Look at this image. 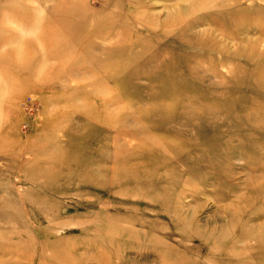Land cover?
<instances>
[{
	"label": "rangeland",
	"instance_id": "1",
	"mask_svg": "<svg viewBox=\"0 0 264 264\" xmlns=\"http://www.w3.org/2000/svg\"><path fill=\"white\" fill-rule=\"evenodd\" d=\"M0 264H264V0H0Z\"/></svg>",
	"mask_w": 264,
	"mask_h": 264
},
{
	"label": "bare ground",
	"instance_id": "2",
	"mask_svg": "<svg viewBox=\"0 0 264 264\" xmlns=\"http://www.w3.org/2000/svg\"><path fill=\"white\" fill-rule=\"evenodd\" d=\"M110 12V11H109ZM108 13V12H107ZM111 13V12H110ZM134 16H136V15H133L132 14V16H131V18H133ZM27 46H28V44H27ZM23 46H21L20 48H22ZM24 47H25V49H26V44L24 45ZM23 47V48H24ZM63 48H66V47H63ZM122 48V47H121ZM120 48V49H121ZM51 58H55V56H54V54H51V55H49V56H47L45 53H43V55H42V58H41V60H40V62H39V66H38V68H39V71L40 70H42L41 68H45V67H47L46 66V62H50L49 60L51 59ZM66 69V71H68L69 69H70V67H66L65 68ZM74 71V70H73ZM39 77H40V75H37V76H34V81H41V83H44V82H51V83H48V85H55V84H57V83H62L63 85H67L68 84V82H69V77L68 78H64V81H62V82H57L56 80H55V78L53 79V78H51V76H49V77H44L43 75H42V77H44V79H39ZM28 95V94H27ZM25 99V98H24ZM8 112H10V111H8ZM190 120H195L194 118H189ZM210 118H208V120H209ZM210 121V120H209ZM154 147H155V151H160L161 153H163V152H166L167 150H168V147L166 146V145H164L163 143H160V142H158V143H155L154 144ZM23 157V156H22ZM181 261V260H180Z\"/></svg>",
	"mask_w": 264,
	"mask_h": 264
}]
</instances>
